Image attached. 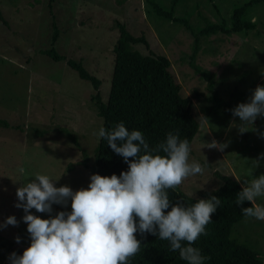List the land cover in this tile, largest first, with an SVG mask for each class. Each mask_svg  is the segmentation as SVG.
<instances>
[{"label": "rangeland", "instance_id": "obj_1", "mask_svg": "<svg viewBox=\"0 0 264 264\" xmlns=\"http://www.w3.org/2000/svg\"><path fill=\"white\" fill-rule=\"evenodd\" d=\"M168 10L172 0H157ZM248 0H179L173 15L186 18L194 30L212 23L229 24L233 9ZM0 0V264H10L14 248H27L31 239L17 188L48 175L56 187L73 191L87 188L102 127L93 95L108 99L114 65L116 21L148 46L133 45L142 54H161L180 94L190 97L199 129L190 145V161L199 162L203 174L190 176L179 189L195 199L219 187L221 175L243 186L264 174V160L255 169L252 160L264 153V117L242 125L228 109L214 107L207 81L190 65L194 38L182 23L159 17L146 0ZM146 10H151L146 13ZM255 24L246 32L203 35L194 62L214 77L217 95L225 101L246 103L255 88L264 86V3L247 10ZM53 22L58 37L52 41ZM55 48L65 59L55 61L43 53ZM81 62L100 79L96 90L67 65ZM206 117L208 120H202ZM213 140L227 147L208 148ZM23 167L25 173L18 169ZM256 203L264 205V197ZM51 216L67 207L53 206ZM32 214L48 219L50 214ZM15 216L17 225H5ZM20 242H16V238ZM232 237L253 248L264 264V221L245 218L234 225Z\"/></svg>", "mask_w": 264, "mask_h": 264}, {"label": "clouds", "instance_id": "obj_2", "mask_svg": "<svg viewBox=\"0 0 264 264\" xmlns=\"http://www.w3.org/2000/svg\"><path fill=\"white\" fill-rule=\"evenodd\" d=\"M231 112L242 125L239 131L246 132L243 125H253L264 117V86L258 85L250 100ZM97 135L123 157L128 169L119 176L93 174L88 187L76 191L56 187L48 175L40 173L17 188L19 203L15 206L25 213L22 219L31 243L22 255L11 253L10 264H129L141 251L137 233L170 242V250L178 251L187 264H204L207 258L193 245L206 234L220 198L213 195L191 205L173 204L167 191L205 171L199 162L190 161L189 140L181 139L179 131L169 132L164 142L150 147L141 131H129L123 122L111 130L101 127ZM207 147L223 151L227 145L213 140ZM261 160L264 153L252 160L255 169ZM18 172L24 174L25 169L20 167ZM260 197H264V174L243 184L236 204L248 202L251 206L242 207V214L264 221V205L256 203ZM69 199L70 212L51 216L54 204L67 207ZM31 209L50 217L43 219ZM17 223L15 216H9L4 226Z\"/></svg>", "mask_w": 264, "mask_h": 264}, {"label": "trees", "instance_id": "obj_3", "mask_svg": "<svg viewBox=\"0 0 264 264\" xmlns=\"http://www.w3.org/2000/svg\"><path fill=\"white\" fill-rule=\"evenodd\" d=\"M50 0L49 8H52ZM126 1V0H122ZM179 0H172L168 10L162 8L157 0H146L159 17L182 23L194 38L193 53L190 55V65L207 81V89L211 92L210 100L214 107L225 108L231 112L235 103L225 101L217 95L214 88V77L207 70L195 64L194 59L198 51L199 39L203 35L223 32L226 34L246 32L255 27L245 15L247 10L264 0H248L241 6L235 7L229 24L226 21L212 23L205 18V25L194 30L186 18L173 15ZM151 10H146L150 13ZM118 38L113 46L114 65L110 83L108 99L103 102L97 92L93 95L98 114L102 117V127L111 130L116 124L123 122L132 130L141 131L150 147H154L166 140L167 134L179 131L181 139L187 138L191 145L199 129V122L193 113V104L190 97L180 94V84L176 83L169 71L170 61L161 54H142L133 48L135 44L148 46L145 36L133 35L120 21H116ZM52 41L58 37V30L53 22ZM43 53L55 61L65 59L55 48L46 49ZM68 66L75 70L78 76L89 81L98 90L101 81L91 75L82 65L73 59L66 60ZM128 169V164L123 157L117 155L107 145L104 138L99 139L95 153V163L91 173L102 176L120 175ZM222 183L213 191L204 195L205 199L215 195L220 198L221 204L212 215V221L206 227V234L202 235L193 245L201 250L207 259L204 264H262L256 251L244 242L232 237L234 225L248 218L242 214V207L251 206L245 202L243 206L236 204L237 193L242 190V185L236 179L226 175L220 176ZM170 201L191 205L197 199L179 189L167 190ZM60 211L70 212L65 208ZM141 241V251L133 257L129 264H187L179 256L178 251L170 250V242L160 240L151 234L137 233ZM25 248H14L13 252L22 255Z\"/></svg>", "mask_w": 264, "mask_h": 264}]
</instances>
